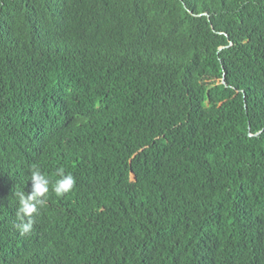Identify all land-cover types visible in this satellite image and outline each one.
Returning a JSON list of instances; mask_svg holds the SVG:
<instances>
[{
	"label": "trees",
	"instance_id": "1",
	"mask_svg": "<svg viewBox=\"0 0 264 264\" xmlns=\"http://www.w3.org/2000/svg\"><path fill=\"white\" fill-rule=\"evenodd\" d=\"M0 264H264V0H0Z\"/></svg>",
	"mask_w": 264,
	"mask_h": 264
},
{
	"label": "clouds",
	"instance_id": "2",
	"mask_svg": "<svg viewBox=\"0 0 264 264\" xmlns=\"http://www.w3.org/2000/svg\"><path fill=\"white\" fill-rule=\"evenodd\" d=\"M56 174L60 178L52 184V190L57 196H63L73 189L76 183L75 177L72 174H65L63 168H59ZM31 181L32 190L30 193H16V196L19 200V208L17 210L18 220L23 221L25 217L29 218L27 223H20L16 225L22 235L31 231V217L37 212V205H45L46 200L50 197V193L47 194L49 192L50 181L48 177L40 171L39 168L33 167Z\"/></svg>",
	"mask_w": 264,
	"mask_h": 264
},
{
	"label": "rangeland",
	"instance_id": "3",
	"mask_svg": "<svg viewBox=\"0 0 264 264\" xmlns=\"http://www.w3.org/2000/svg\"><path fill=\"white\" fill-rule=\"evenodd\" d=\"M130 180H133V177L132 176L130 177Z\"/></svg>",
	"mask_w": 264,
	"mask_h": 264
}]
</instances>
